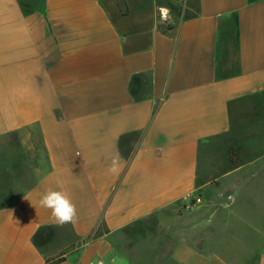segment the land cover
Segmentation results:
<instances>
[{
    "label": "crops",
    "instance_id": "obj_1",
    "mask_svg": "<svg viewBox=\"0 0 264 264\" xmlns=\"http://www.w3.org/2000/svg\"><path fill=\"white\" fill-rule=\"evenodd\" d=\"M263 175L264 0H0V264H264Z\"/></svg>",
    "mask_w": 264,
    "mask_h": 264
},
{
    "label": "rangeland",
    "instance_id": "obj_2",
    "mask_svg": "<svg viewBox=\"0 0 264 264\" xmlns=\"http://www.w3.org/2000/svg\"><path fill=\"white\" fill-rule=\"evenodd\" d=\"M164 15H165V17L163 16L162 12H160V11H159V13L157 15V20L160 23H162V24H164L169 19V14H168L167 11L164 12ZM218 174L220 175L222 173L220 172ZM236 176L237 175H234V177L232 178V180L234 182H236L237 180L240 179V178H237ZM249 176H251V175L245 174V175L241 176V179H245L246 180V179H248ZM227 181H229V180H227ZM231 185H233V184H231ZM224 187H226L225 184H223V188ZM220 189L221 188L218 187V186H215V185L211 186V190H212L211 192H214V193L210 192L209 193L210 197L211 198H219V199H221L222 197L227 198L226 195H224V196L223 195L220 196V195H217V194L215 195V193L221 192ZM233 189H234V187H231L230 190H233ZM263 195H264V175L262 177H260L259 180L255 181L252 184L251 188L248 191V195L247 196L245 195V198H244L245 200L241 201V202H239L240 201L239 200L238 203L241 204V205H239L237 203L236 204L237 206L235 205L233 207V210L235 212L241 214L242 211H246L248 208H250L251 211L248 214H245V215H248L252 222L258 223V222L262 221L263 218H264V209H263L264 208V204H262L263 199H264ZM192 200H193V202H190L189 206L185 205V204H181L179 207H177L176 211H173L174 214L170 213V218H174L176 214L182 215L184 210L190 211L191 207H192V204L197 200V198H193ZM226 201H227V199H226ZM237 213L234 214L235 217L237 216ZM224 214H227V213L225 211L223 212V210L219 211V215H224ZM230 229L239 231V230H244V227L237 220V218H233V222H232V225H231ZM144 256H145L144 254H140V255H138V259L141 261V258H143Z\"/></svg>",
    "mask_w": 264,
    "mask_h": 264
},
{
    "label": "clouds",
    "instance_id": "obj_3",
    "mask_svg": "<svg viewBox=\"0 0 264 264\" xmlns=\"http://www.w3.org/2000/svg\"><path fill=\"white\" fill-rule=\"evenodd\" d=\"M120 166V156L117 154L112 157L108 171L118 173ZM42 208L50 210L51 218L56 226L74 223L77 219V208L69 194L63 190L49 188L44 192L39 200Z\"/></svg>",
    "mask_w": 264,
    "mask_h": 264
},
{
    "label": "trees",
    "instance_id": "obj_4",
    "mask_svg": "<svg viewBox=\"0 0 264 264\" xmlns=\"http://www.w3.org/2000/svg\"><path fill=\"white\" fill-rule=\"evenodd\" d=\"M238 150L234 149V148H230L229 149V157L231 160V163L233 165H236L238 161H236V157L238 156Z\"/></svg>",
    "mask_w": 264,
    "mask_h": 264
},
{
    "label": "built area",
    "instance_id": "obj_5",
    "mask_svg": "<svg viewBox=\"0 0 264 264\" xmlns=\"http://www.w3.org/2000/svg\"><path fill=\"white\" fill-rule=\"evenodd\" d=\"M163 16L165 17L164 13L162 12Z\"/></svg>",
    "mask_w": 264,
    "mask_h": 264
}]
</instances>
